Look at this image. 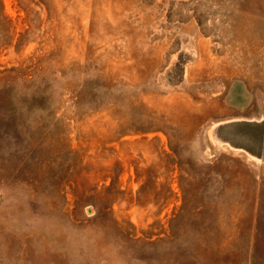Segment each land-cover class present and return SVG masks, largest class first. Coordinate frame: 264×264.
Segmentation results:
<instances>
[{
  "label": "rangeland",
  "instance_id": "rangeland-1",
  "mask_svg": "<svg viewBox=\"0 0 264 264\" xmlns=\"http://www.w3.org/2000/svg\"><path fill=\"white\" fill-rule=\"evenodd\" d=\"M0 264H264V0H0Z\"/></svg>",
  "mask_w": 264,
  "mask_h": 264
},
{
  "label": "water",
  "instance_id": "water-1",
  "mask_svg": "<svg viewBox=\"0 0 264 264\" xmlns=\"http://www.w3.org/2000/svg\"><path fill=\"white\" fill-rule=\"evenodd\" d=\"M229 140V138H227Z\"/></svg>",
  "mask_w": 264,
  "mask_h": 264
}]
</instances>
